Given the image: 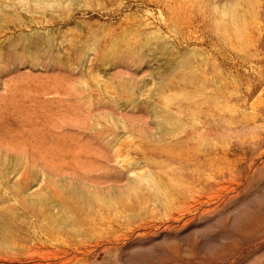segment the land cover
Instances as JSON below:
<instances>
[{"label":"rangeland","instance_id":"rangeland-1","mask_svg":"<svg viewBox=\"0 0 264 264\" xmlns=\"http://www.w3.org/2000/svg\"><path fill=\"white\" fill-rule=\"evenodd\" d=\"M0 264H264V0H0Z\"/></svg>","mask_w":264,"mask_h":264}]
</instances>
